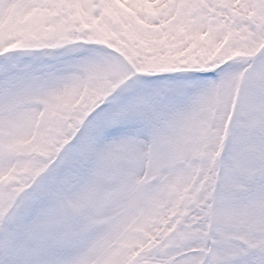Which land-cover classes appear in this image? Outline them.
<instances>
[{
  "label": "snow or ice",
  "instance_id": "6c2138e0",
  "mask_svg": "<svg viewBox=\"0 0 264 264\" xmlns=\"http://www.w3.org/2000/svg\"><path fill=\"white\" fill-rule=\"evenodd\" d=\"M0 264H264V0H0Z\"/></svg>",
  "mask_w": 264,
  "mask_h": 264
}]
</instances>
